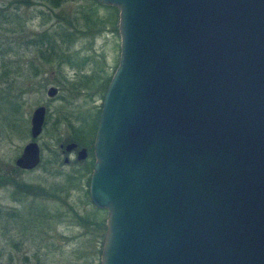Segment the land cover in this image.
Returning <instances> with one entry per match:
<instances>
[{
  "label": "water",
  "instance_id": "1",
  "mask_svg": "<svg viewBox=\"0 0 264 264\" xmlns=\"http://www.w3.org/2000/svg\"><path fill=\"white\" fill-rule=\"evenodd\" d=\"M95 2L119 37L88 181L99 264H264V0ZM43 122L15 168L38 165Z\"/></svg>",
  "mask_w": 264,
  "mask_h": 264
},
{
  "label": "rangeland",
  "instance_id": "2",
  "mask_svg": "<svg viewBox=\"0 0 264 264\" xmlns=\"http://www.w3.org/2000/svg\"><path fill=\"white\" fill-rule=\"evenodd\" d=\"M55 1L0 0V264H99L106 212L88 199L92 149L78 147L86 156L74 163L75 153L61 154L59 145L83 123L91 126L101 107V86L119 53L117 10L93 0ZM92 11L95 25L83 18ZM38 107L45 110L34 140L40 162L19 171L14 160L32 141ZM18 184L26 194L15 191Z\"/></svg>",
  "mask_w": 264,
  "mask_h": 264
},
{
  "label": "trees",
  "instance_id": "3",
  "mask_svg": "<svg viewBox=\"0 0 264 264\" xmlns=\"http://www.w3.org/2000/svg\"><path fill=\"white\" fill-rule=\"evenodd\" d=\"M65 1L67 2L68 0H56L55 4H56V6H58L57 2L60 3V2H65ZM93 1H94L95 4H97L95 2V0H93ZM109 8L112 9L115 12L114 8H112V7H109ZM93 14H94L93 11L83 14V18L90 25H95L97 23V21H96L95 17L93 16ZM114 23H115V17H114V21H113L112 26L114 25ZM109 80L110 79L108 78L106 81H104L102 83V86H101L102 96H101V98L103 97V94L105 92V89H106V86H107V83L109 82ZM99 111H100V109L96 112L95 118H93L91 120V126L84 127L83 126L84 123H83L82 125H80L79 131L74 132L72 134V136H70L69 140L66 141V142H72V143L76 144L77 147H82V146L87 147V148H89V151L91 152L92 142H93V137H94V133H95V130H96V125H97ZM29 190H31V187H29ZM95 211L96 212H103V210H98L96 208H95ZM102 223H103V221H101L100 224L98 223V225L100 227V230L104 229V225ZM98 237L102 238V235L99 234Z\"/></svg>",
  "mask_w": 264,
  "mask_h": 264
},
{
  "label": "flooded vegetation",
  "instance_id": "4",
  "mask_svg": "<svg viewBox=\"0 0 264 264\" xmlns=\"http://www.w3.org/2000/svg\"><path fill=\"white\" fill-rule=\"evenodd\" d=\"M9 104H11V102L9 103ZM13 110H14V114L17 112V110H16V108L13 106ZM44 112H45V110H44ZM29 136H30V128H29ZM34 142V141H33ZM70 143V142H69ZM67 143H64V144H60L59 145V149H62L65 145H66ZM76 145V144H75ZM38 147V146H37ZM77 149H79L77 146H76V148L75 149H73V150H71L70 152H68V153H63V151L61 150L60 152H61V154H66V155H69L70 153H72V152H74L75 153V155H76V152H77ZM38 151H39V162H40V150H39V148H38ZM66 159V160H65ZM15 161V160H14ZM74 163H75V161H76V158L74 157ZM72 161V162H73ZM62 162L64 163V164H66V163H70V161H69V159L67 158V157H64L63 159H62ZM15 167V166H14ZM16 170H19V169H17V168H15ZM33 170V169H32ZM19 171H24V170H19ZM29 171H31V170H29ZM26 172H28V171H26ZM5 178V177H4ZM6 179V178H5ZM7 184H9V183H7ZM7 184H5V185H7ZM0 187H3V185H1ZM13 188V187H12ZM14 189V188H13ZM24 189H27L26 188V186H23L22 184H18V185H16V187H15V191L18 193V194H20V195H24V194H26V191L24 190Z\"/></svg>",
  "mask_w": 264,
  "mask_h": 264
}]
</instances>
